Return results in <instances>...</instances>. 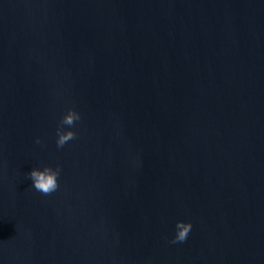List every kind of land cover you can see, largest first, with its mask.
Instances as JSON below:
<instances>
[{"label":"water","instance_id":"1","mask_svg":"<svg viewBox=\"0 0 264 264\" xmlns=\"http://www.w3.org/2000/svg\"><path fill=\"white\" fill-rule=\"evenodd\" d=\"M0 264H264V0H0Z\"/></svg>","mask_w":264,"mask_h":264},{"label":"clouds","instance_id":"2","mask_svg":"<svg viewBox=\"0 0 264 264\" xmlns=\"http://www.w3.org/2000/svg\"><path fill=\"white\" fill-rule=\"evenodd\" d=\"M81 119V114L76 110L75 107L69 108L60 120L59 125L56 129L57 139L56 145L58 148H63L68 142L75 140L77 138V132L74 130V125L77 121ZM65 126L67 130H65ZM36 143H42L40 137H37ZM61 173V167L58 165L53 168L51 165L45 166L44 168L36 167L29 174L28 177L33 181L32 187L37 191L42 193L45 196H49L52 193L56 192L59 185L58 177ZM191 221L180 220L176 224L177 233L173 238V243L184 242L191 229Z\"/></svg>","mask_w":264,"mask_h":264}]
</instances>
